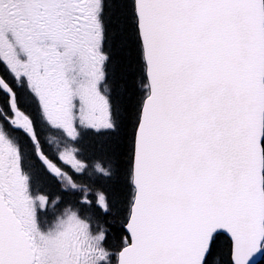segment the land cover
Instances as JSON below:
<instances>
[{
    "label": "snow or ice",
    "instance_id": "6c2138e0",
    "mask_svg": "<svg viewBox=\"0 0 264 264\" xmlns=\"http://www.w3.org/2000/svg\"><path fill=\"white\" fill-rule=\"evenodd\" d=\"M258 254L264 0H0V264Z\"/></svg>",
    "mask_w": 264,
    "mask_h": 264
},
{
    "label": "trees",
    "instance_id": "16d2710c",
    "mask_svg": "<svg viewBox=\"0 0 264 264\" xmlns=\"http://www.w3.org/2000/svg\"><path fill=\"white\" fill-rule=\"evenodd\" d=\"M105 142L104 137H98L93 133L84 137L83 144L89 153L99 151L100 145ZM259 264H264V257Z\"/></svg>",
    "mask_w": 264,
    "mask_h": 264
},
{
    "label": "water",
    "instance_id": "95a60500",
    "mask_svg": "<svg viewBox=\"0 0 264 264\" xmlns=\"http://www.w3.org/2000/svg\"><path fill=\"white\" fill-rule=\"evenodd\" d=\"M262 255L258 254L256 257H255V261H254V264H256L260 258H261Z\"/></svg>",
    "mask_w": 264,
    "mask_h": 264
}]
</instances>
